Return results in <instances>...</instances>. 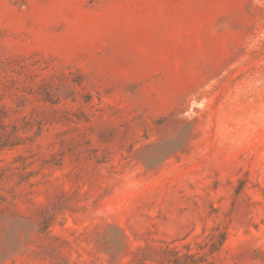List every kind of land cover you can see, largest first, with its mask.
<instances>
[{
  "label": "rangeland",
  "instance_id": "obj_1",
  "mask_svg": "<svg viewBox=\"0 0 264 264\" xmlns=\"http://www.w3.org/2000/svg\"><path fill=\"white\" fill-rule=\"evenodd\" d=\"M172 249L264 264V0H0V264Z\"/></svg>",
  "mask_w": 264,
  "mask_h": 264
},
{
  "label": "trees",
  "instance_id": "obj_2",
  "mask_svg": "<svg viewBox=\"0 0 264 264\" xmlns=\"http://www.w3.org/2000/svg\"><path fill=\"white\" fill-rule=\"evenodd\" d=\"M164 251H166V249H164ZM171 251V250H170ZM169 251V252H170ZM172 251H174V253H176V256L174 259L172 258H169L168 257V253L164 254L163 257H161L159 259V264H164V260L167 259L168 262H170L171 264H201V263H204V264H216L214 262H211V261H207L205 258L203 257H195L196 256V253H190V252H187L184 256H186L187 258H191V261H187V260H183L182 259V256L183 255H179L178 254V250L176 249H172Z\"/></svg>",
  "mask_w": 264,
  "mask_h": 264
}]
</instances>
